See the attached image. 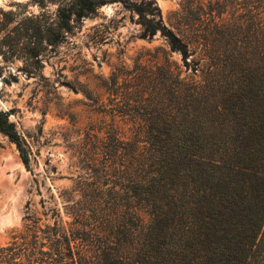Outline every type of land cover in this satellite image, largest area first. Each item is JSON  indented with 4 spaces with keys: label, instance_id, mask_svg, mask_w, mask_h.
Masks as SVG:
<instances>
[{
    "label": "rangeland",
    "instance_id": "1",
    "mask_svg": "<svg viewBox=\"0 0 264 264\" xmlns=\"http://www.w3.org/2000/svg\"><path fill=\"white\" fill-rule=\"evenodd\" d=\"M100 1L62 29L74 0H0V110L29 157L0 133V247L37 229L44 251L54 233L96 251L108 216L123 225L168 193L157 150L175 142L153 135L197 130L242 67L264 75V0H154L174 31L199 28L186 59L159 31L142 37L143 0Z\"/></svg>",
    "mask_w": 264,
    "mask_h": 264
},
{
    "label": "trees",
    "instance_id": "2",
    "mask_svg": "<svg viewBox=\"0 0 264 264\" xmlns=\"http://www.w3.org/2000/svg\"><path fill=\"white\" fill-rule=\"evenodd\" d=\"M100 4V0H74L68 8H59L60 27L69 29L70 20L87 16ZM153 4L154 0L130 4L138 14L142 37L153 38L159 31L170 49L186 59L199 28L174 31L154 12L157 7ZM3 13L9 16L8 22L15 16L13 10ZM34 29L38 34L42 32L40 25ZM46 42L51 43L47 38ZM32 53L36 55V51ZM257 70L242 67L241 77L223 90L224 107L212 109L213 116H204L197 130L189 127L178 138L171 132L153 135L156 142L166 137L175 144L166 151L157 150L159 157H166L157 164L161 165L158 172L168 174V182L159 179L156 184L168 193L153 197L147 215L137 213L133 221L123 225L116 217L108 216V237H114L105 238L93 252L82 244L73 252L67 239L57 233L47 237L55 239V244L44 251V243L34 229L31 235L21 234L0 247V264H261L264 75L258 76ZM0 133L16 146L28 168V153L2 110Z\"/></svg>",
    "mask_w": 264,
    "mask_h": 264
}]
</instances>
